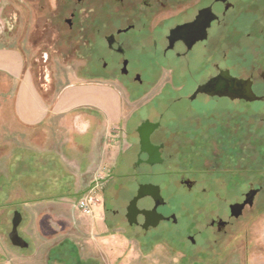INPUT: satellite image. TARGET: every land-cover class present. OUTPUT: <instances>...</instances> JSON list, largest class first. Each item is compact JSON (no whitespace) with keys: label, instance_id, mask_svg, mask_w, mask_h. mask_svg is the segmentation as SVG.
Segmentation results:
<instances>
[{"label":"rangeland","instance_id":"1","mask_svg":"<svg viewBox=\"0 0 264 264\" xmlns=\"http://www.w3.org/2000/svg\"><path fill=\"white\" fill-rule=\"evenodd\" d=\"M232 2L236 6L235 12L227 17V23L209 32L205 59L207 72H211L212 63L222 59L221 66L230 69L232 74L243 79L252 75L253 91L261 95L264 93V0ZM1 6L4 7L1 13L8 20L12 12L17 13L19 20L16 29L10 32L5 27V20L0 19V47H15L22 52L25 68L31 72L36 90L47 103H51L70 84L102 82L92 78L88 68L93 50L82 44L86 40L94 41V35L83 34V39H77L79 44L75 48L74 36L38 33L35 35L37 44L33 45L28 41L29 30L32 24L39 26L44 18L36 9L27 10L28 4L23 0H0V11ZM43 39L51 43L45 47ZM97 43L103 50L101 40ZM128 57L132 61L136 58L138 62L135 60V64L149 77L151 68L143 52L134 49L128 52ZM110 83L118 90L119 110H115L120 111V120L112 124L110 136L104 140H111L113 157L126 149L129 142L136 140L134 128L140 120L157 118V111L165 110L161 120L165 123L161 127L165 137L170 131V123L179 125L176 126L178 137L184 133L182 127L191 123L204 124L211 129L202 130L201 137L208 142L200 143H211L212 152L219 158L217 167L216 162L207 159L203 165L206 170L216 169L222 175L217 182L220 180L222 183L223 218L226 217L228 203L240 201L248 186L261 187L252 207H246L237 219L232 220L233 225L227 228L216 247L200 251L192 249L183 238L195 199L171 197L178 224L160 226L155 231L158 238H138L135 237L137 230L130 229L123 221L118 223V219L114 221L108 210H123L136 181L115 178L113 182L105 174L93 173L92 170L86 172L85 169L78 171L75 161L65 171L71 176L74 172L76 176L72 183L78 184L74 185L73 194L62 200L65 203H57L56 209L49 208L53 206L49 201L26 205L10 203L13 200L10 198V158L17 150L31 148L33 133H23V128L12 120L10 110L15 83L10 80L9 86L8 79L0 74V264H264V100L197 101L191 103V110L187 112L184 109L186 105L182 103L168 107L173 97L169 92L172 88L168 71H162L143 88L145 93L135 99L128 97L131 88ZM127 120L128 125L125 126ZM74 133H70L73 139ZM201 144L197 149L203 151ZM122 159L116 173H131V156ZM184 164L189 165L190 162L185 161ZM184 164L175 159L174 163H164V167L169 165L172 170L181 169ZM60 181L62 187L59 190L64 192L68 189L65 177ZM89 191L95 198V204L87 214L77 207V202ZM15 211L21 217L18 235L27 246L14 245L10 240ZM43 213H49L51 219L49 214ZM198 241L200 243L201 239Z\"/></svg>","mask_w":264,"mask_h":264},{"label":"flooded vegetation","instance_id":"2","mask_svg":"<svg viewBox=\"0 0 264 264\" xmlns=\"http://www.w3.org/2000/svg\"><path fill=\"white\" fill-rule=\"evenodd\" d=\"M23 1L28 4L29 9L27 10L34 11L36 9L40 17L44 18L39 26L32 24L29 30L28 41L33 45L37 44L38 39L35 35L38 33L65 34L68 35V38L74 36L75 48L79 44L77 39H83V34L94 35V41L86 40L82 43L86 49L93 50V53L90 54L91 64L88 68L92 78L102 81L93 82V84L111 87V81L127 89L131 88L130 91L128 90V97L135 99L145 93L143 88L159 77L162 71H168L169 86L172 88L169 89V92L173 96L172 104L168 106L170 108L182 103L186 105L184 109L190 112L191 103L197 101L213 99L245 101L244 99H231L206 92H197L200 85L224 71L233 77L240 78L232 74L230 69L221 66L222 59L212 63L211 72H207L205 64L208 55L209 32L213 28H221L224 23H227L225 21L227 17L235 12L236 6L232 0ZM3 8L1 6L0 19L5 20V27L12 32L17 27L18 15L12 12L10 20H8L1 13ZM207 8L211 10L214 17L206 28V37L199 38L202 21L199 26L194 25L192 29L184 32L183 27L194 24ZM43 40L45 47L51 43L50 40L49 42L47 39ZM98 40H101L103 50L99 46L100 43H97ZM134 49L146 55V62L151 68L149 77L147 74L145 75L142 68L135 64L136 61L138 62L136 58V61L134 59L132 61L128 57V52ZM248 78L252 80L253 90L252 75H249ZM189 82L192 83L189 85ZM186 87L189 89L186 90ZM114 89L118 93V90ZM157 113H159L157 118L153 120L141 119L134 128L136 133L134 139L136 140L132 143L129 142V139L127 140L130 145L123 154L130 151L133 158L132 172H110L108 174L113 182L115 178L122 181H125L124 179L136 181L135 189L131 192L123 210L121 208L108 209L110 215L114 221L118 219V223L123 221L122 223H125L130 229L137 230L135 237L155 239L159 236L155 234V231L160 226L178 224L177 213L171 205V197L174 195L181 198L189 196L195 201L192 204L191 217L188 218L183 238L193 247L192 249L197 248L201 251L216 247L223 235L226 234L227 228L233 225L232 220L237 219L246 207H252L253 200L260 192L261 187L248 186L240 201L228 203L227 214L223 218L224 199L220 182L222 175L216 169L206 170L203 165L207 159L216 162L217 167L219 156L215 157L211 143H200L208 142L207 139L201 137L202 130L211 128L201 123H191L187 127H182L184 133L181 137L184 136V138H181L176 132V126L179 127V125L173 122L168 124V131H170L166 132L167 136L165 137L161 128L165 124L161 122L165 110L157 111ZM146 121L150 122V125H147L150 128L149 132L144 126ZM127 125L128 120L125 123V126ZM147 135L150 145L144 144ZM200 144L203 145V151L197 149ZM132 146L133 149H130ZM175 159L182 161L183 164L185 161L190 164H184L181 169L173 170L169 168V165L167 168L164 167V163H174ZM149 161H153V163H149ZM217 178L220 179L218 182ZM143 185L156 187L160 197L146 194L136 201V208L133 207V211L128 210L130 202L137 195L139 187ZM123 235L128 237L124 233ZM199 239H201L200 243Z\"/></svg>","mask_w":264,"mask_h":264},{"label":"crops","instance_id":"3","mask_svg":"<svg viewBox=\"0 0 264 264\" xmlns=\"http://www.w3.org/2000/svg\"><path fill=\"white\" fill-rule=\"evenodd\" d=\"M0 74L8 79L9 86L10 80L15 83L12 120L23 128V133H33L31 148L17 150L10 158V198L13 199L10 203L49 201L54 206L49 208L56 209L57 203H65L62 200L68 199L78 184L72 183L75 173L71 176L65 171L72 162L77 163L78 171L92 170L108 176L118 168L122 158H132L130 152L123 154L125 149L113 157L111 140L104 142L110 136L112 124L120 120V111L115 110H119V96L114 88L70 84L47 103L25 68L22 52L15 47H0ZM71 131L75 132L74 139ZM61 177H65L68 185L64 192L59 190ZM48 218L51 219L50 214Z\"/></svg>","mask_w":264,"mask_h":264},{"label":"water","instance_id":"4","mask_svg":"<svg viewBox=\"0 0 264 264\" xmlns=\"http://www.w3.org/2000/svg\"><path fill=\"white\" fill-rule=\"evenodd\" d=\"M213 17L214 15L212 14L211 10L207 8L197 18L194 24L192 23L188 26L183 27L184 32L185 30L192 29L194 25L199 26L200 21H202V24L200 25L201 35L199 36V38L204 39L206 37V28L209 25L210 21L213 19ZM197 92H206L211 95L229 97L231 99H234V98L244 99L247 102L264 100V94L261 96H258L254 93V91L252 90V81L249 78L243 79V78L233 77L228 72L220 73L218 76L208 80L203 85H200L197 88ZM149 123H150L149 121H146L144 123L145 129H147V132L150 131V128L147 126V125H150ZM144 144L150 145L148 135H147V138ZM149 163H153V161H149ZM146 194H150L155 197H160L158 191L156 190V187L153 188L152 185L140 186L138 189L137 195L130 202V206L128 207V210L133 211L132 208L133 207L136 208V205H135L136 201ZM132 215H134V213H132ZM19 222H20V214L17 211H15L13 218H12V229L10 232V240L14 245L23 247V246H27V243L23 238H21L18 235L17 227L19 225Z\"/></svg>","mask_w":264,"mask_h":264},{"label":"built area","instance_id":"5","mask_svg":"<svg viewBox=\"0 0 264 264\" xmlns=\"http://www.w3.org/2000/svg\"><path fill=\"white\" fill-rule=\"evenodd\" d=\"M95 204V198L91 191L87 192L77 202V207L82 210L83 213L89 214L91 207Z\"/></svg>","mask_w":264,"mask_h":264}]
</instances>
